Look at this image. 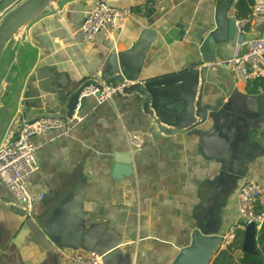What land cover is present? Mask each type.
Segmentation results:
<instances>
[{
  "label": "crops",
  "instance_id": "obj_1",
  "mask_svg": "<svg viewBox=\"0 0 264 264\" xmlns=\"http://www.w3.org/2000/svg\"><path fill=\"white\" fill-rule=\"evenodd\" d=\"M22 1L0 10V21ZM97 1L132 12L113 33L84 41L80 26ZM239 1L59 0L9 41L0 60V132L21 111L62 114L79 88L107 82L111 54L127 51L136 80L162 87L165 109L152 105L151 117L135 93L102 103L90 96L71 131L33 136L30 188L44 198L24 214L0 181V264H73L79 252L97 253L103 264H172L195 228L221 235L226 249L240 223L241 186L264 184V92L234 80L229 67L231 89L226 72L208 63L203 103L221 101L223 112L183 129L169 125V133L148 130L153 119L184 122L187 65L210 56L230 66L236 41L228 37L229 19L248 14ZM130 132L144 135L141 150L129 145ZM15 136L12 124L0 138ZM243 253L233 250L231 264H241Z\"/></svg>",
  "mask_w": 264,
  "mask_h": 264
},
{
  "label": "built area",
  "instance_id": "obj_2",
  "mask_svg": "<svg viewBox=\"0 0 264 264\" xmlns=\"http://www.w3.org/2000/svg\"><path fill=\"white\" fill-rule=\"evenodd\" d=\"M250 11L245 16L234 18L237 39L234 55L229 61L234 80L253 86L257 92H264V0H250ZM156 6L151 3L148 9ZM147 7H143L145 11ZM129 6H112L97 1L86 16L80 31L84 41H92L100 32L111 34L131 15ZM129 82H92L81 88L80 97L93 96L99 103L123 94ZM84 120L79 104L71 116L42 115L32 119H21L15 135L18 138L9 143L0 142V181L8 188L21 208L30 215L35 203L44 198V193H35L30 188V177L37 169L36 145L32 137L53 129L71 131ZM129 145L136 151L142 149L144 135L130 132L127 134ZM237 211L242 224L231 229L226 244H230L236 230L253 223L257 236L264 224V184L247 180L240 188L237 197ZM213 261V260H212ZM208 264H214L213 262ZM73 264H103L102 256L97 253L75 254Z\"/></svg>",
  "mask_w": 264,
  "mask_h": 264
},
{
  "label": "water",
  "instance_id": "obj_3",
  "mask_svg": "<svg viewBox=\"0 0 264 264\" xmlns=\"http://www.w3.org/2000/svg\"><path fill=\"white\" fill-rule=\"evenodd\" d=\"M13 1L15 0H3L0 3V10L11 4ZM58 1L59 0H23L2 18L0 21V60L9 41L14 36H17L20 30L26 28L30 23L42 16L47 10H51L53 5ZM228 37L235 38V41L237 39L234 18L229 19ZM211 38L212 34L208 35L205 42ZM132 54L133 53L129 51L111 54L107 61L108 68L103 72L102 78L103 81H107V84L125 81L129 82L130 84L125 88L124 93L129 95L135 93L137 99L140 97L143 98L145 100L146 110L152 117V105L155 104L159 108L165 109L163 105L162 87L159 84L153 83L152 81L149 82L147 80H136L133 74L138 69H131V64L129 61L130 57L133 56ZM224 61L226 62L228 60ZM208 63L215 64L217 65H214L216 68L226 72L230 80L231 89H233L234 80L230 73V66H225V64H222L221 61H218L215 58H210V56H204L197 62L187 65L184 69V71H186L184 73V79L189 80L191 86L187 96V105L183 116L185 119L184 122H179L178 124H169L163 119H153V122L150 124L148 130L150 133H169L170 131L166 130L169 125L180 129L191 127L197 125L198 123H202L208 117L216 118L223 112V108H221V101L216 107L203 103L204 65ZM80 94L81 88H79L70 96L69 105L65 110H63L62 114L57 116H71L78 104L81 111V108H83L84 104L87 102L88 97H80ZM261 100H264V97L261 98ZM261 107L264 110V103L261 104ZM20 113L21 114L19 115L16 114L3 120L0 137L7 126L13 124V126L15 125V129H17L19 125L18 123L21 119H32L40 116H38L36 110L32 109L26 110L25 112L21 111ZM16 138H18V134L14 139ZM22 211L24 214H26L24 210ZM243 230V252L252 255H260L255 225L253 223L248 224L243 228ZM222 241L223 237L221 235L205 234L200 229L195 228L192 231L190 243L180 248L172 264H208L220 251Z\"/></svg>",
  "mask_w": 264,
  "mask_h": 264
},
{
  "label": "trees",
  "instance_id": "obj_4",
  "mask_svg": "<svg viewBox=\"0 0 264 264\" xmlns=\"http://www.w3.org/2000/svg\"><path fill=\"white\" fill-rule=\"evenodd\" d=\"M237 6H239V8H243V13L245 14H247L250 11V9L248 8V4L245 0H240ZM239 8L238 10L240 11ZM257 85L258 84L255 83L253 86H251L250 91L256 92L258 87ZM262 85L264 87V83ZM240 224H242V222H240ZM243 240H244V230L237 229L233 241L227 245L226 249L220 250L218 252V254L213 258V263L222 264L227 262V264H231V260L229 259L232 256L231 253L235 249L242 248ZM257 244L260 251V255L243 253L242 257L240 258L241 264H264V224L262 225L258 233Z\"/></svg>",
  "mask_w": 264,
  "mask_h": 264
},
{
  "label": "rangeland",
  "instance_id": "obj_5",
  "mask_svg": "<svg viewBox=\"0 0 264 264\" xmlns=\"http://www.w3.org/2000/svg\"><path fill=\"white\" fill-rule=\"evenodd\" d=\"M1 72V71H0Z\"/></svg>",
  "mask_w": 264,
  "mask_h": 264
}]
</instances>
